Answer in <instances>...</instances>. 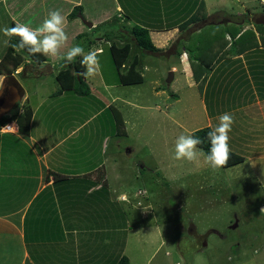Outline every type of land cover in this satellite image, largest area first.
Listing matches in <instances>:
<instances>
[{
    "label": "crops",
    "instance_id": "obj_1",
    "mask_svg": "<svg viewBox=\"0 0 264 264\" xmlns=\"http://www.w3.org/2000/svg\"><path fill=\"white\" fill-rule=\"evenodd\" d=\"M218 6L211 0H0V29L15 23H26L35 28L49 11L59 9L66 17L69 41L88 38L83 31L85 26L90 34L97 30L100 36L94 38L96 44L87 45L88 50H96L98 55L103 53L101 46L104 44L121 47L127 43L131 46L119 70L123 75L134 60L137 61L136 71L141 66L139 51L131 37L134 26L146 28L150 39L155 35L170 37L176 33L177 39L185 41L192 35L199 36L203 28L205 43L196 40L198 45L193 55L185 48L179 50L172 46L169 49L173 42L170 38L166 44L152 42L157 52L143 53L163 61L170 57L174 59L172 63H166L168 71L173 73L171 82L178 71V75L186 79L191 98L195 99L192 109L195 115L191 116L195 121L191 131L205 127L212 129L225 112L234 116L229 145L231 152L243 161L222 169H242L244 175L258 180L264 194V41L259 37L255 20L236 23L232 16L237 14L215 9ZM76 7L80 11L68 21L67 15ZM80 17L89 22L91 28ZM235 31L237 34L233 36ZM247 31L253 32L254 37L249 34L247 41L240 44L238 37ZM107 36L112 37L106 41ZM8 39L0 31V66L9 47V43L5 44ZM171 49L173 52L164 56V52ZM25 58L15 69L11 63H5L10 73L7 75L4 71L7 69H0L1 84L5 77L15 78V75L45 80L46 75H36L25 68L27 65L32 67L33 63L32 69L36 70L45 62L35 64ZM149 64L153 66V62ZM120 86L119 81L116 84L101 81L100 89L103 88L101 91L105 94L100 98L92 90L87 96L60 92L57 85L33 107L23 91L22 97L25 103L28 102L25 105L32 112L28 136L19 134L14 123L8 125L6 131L0 129V264L112 263L115 257L108 245L114 234L109 230L119 228V224L125 226L120 222L122 209L143 206L141 201L124 203L120 200L125 193L122 190L124 182L133 172L123 167L124 161L116 158L115 150L121 151L119 141L107 138L117 110L106 98L110 97L112 104L119 101L113 90ZM153 90L151 98L155 109L159 105L154 100L164 92L156 86ZM123 103L136 107L131 100L124 99ZM107 109L111 110V116ZM21 110L22 106L18 113ZM90 114L92 119L104 115L103 123L90 126L91 119L83 137L75 138L79 130L75 127L76 120L83 115L87 119ZM94 137L100 138L94 141ZM126 152L131 151L127 148ZM112 156L115 160L108 161ZM110 164L120 171L113 175ZM137 167H140L138 162ZM122 169L126 172L123 175ZM261 207L264 209V203ZM248 262L251 260L244 258V263ZM256 263L264 264V253Z\"/></svg>",
    "mask_w": 264,
    "mask_h": 264
},
{
    "label": "rangeland",
    "instance_id": "obj_2",
    "mask_svg": "<svg viewBox=\"0 0 264 264\" xmlns=\"http://www.w3.org/2000/svg\"><path fill=\"white\" fill-rule=\"evenodd\" d=\"M211 1L220 5L215 9H225L231 15L237 14L232 16V21L236 23L247 19L264 23V0ZM202 29L198 33L202 34L201 36L192 35L187 41L177 39L176 33H172L170 37L151 36V40L159 45L161 42L166 44L170 38L173 42L169 49L172 46L179 50L185 48L188 54L193 55L197 50L196 40L205 43V32ZM83 31L88 34V38L68 40L61 48V54L75 44H82L87 52L89 37L92 41L100 37L97 30L90 34L89 29L83 26ZM257 32L261 41H264V30L259 31L257 28ZM101 47L103 53L98 55L100 70L94 77L87 79V84H90L93 93L103 98L104 92L101 91L103 88L100 89V82L104 80L116 84L118 75L109 53V45L104 44ZM143 52L145 51L137 52L140 54L141 66L138 72L142 75V82L128 87L122 85L113 90L114 97L119 99L113 104L110 97L106 98L109 105L119 112L120 120L124 124H119L117 128L115 115L111 134L107 138L119 141L121 151L117 153L118 150H115L116 158L124 161L123 167L126 166L127 170L133 172L124 182L122 190L125 193L120 196V200L124 203L143 202V206H127L122 209L124 212H119L122 217L120 222L125 226L119 224V228L109 230L110 234H114L111 245H108L115 257L111 264L121 256H126L129 264H245L244 258L251 260L248 264H257L256 261L260 256L262 259L264 253V213L261 211L264 194L258 180L244 175L242 169H212L205 162V155H201L197 162L173 159L176 138L195 131L190 130L195 121L191 119V116L195 115V110H192L195 107V99L191 98L192 92L185 83L186 79L179 76L178 71L174 73L173 82L166 83L170 72L166 63H172V57L163 61ZM172 52V49L164 52V56ZM80 59L79 57L73 61L76 66L80 64ZM130 59L131 55L128 61ZM45 60V64L36 70L32 69L35 66L25 67L27 72L46 75L43 82L40 78L24 79L15 75L24 91V97L29 98L32 107L48 91L57 85L60 87L54 76L65 67L62 66L63 61L51 56H46ZM150 62H153V66ZM177 66L180 69V66ZM154 86L164 92L154 100L159 105L155 109L151 98ZM124 99L131 100L136 107L126 105L123 103ZM25 104L28 102L25 103L22 97L12 111L19 110ZM0 110L6 111L4 108ZM106 111L108 116L112 115L110 109ZM79 117L81 118L75 122V127L79 129L75 138L83 137L84 130L92 119L91 114L87 119L85 115ZM103 118L104 115L93 118L90 126L103 123ZM99 138L94 137L93 140ZM127 148L131 152H126ZM113 160L115 156L110 157L108 161ZM137 162L140 164L139 168ZM110 165L113 175L120 171L116 165ZM121 173L123 175L126 172L122 169ZM139 191L145 194L138 195ZM195 233L208 234L206 247L200 252L194 247V236L191 234ZM204 242L203 238H199L197 244L201 247Z\"/></svg>",
    "mask_w": 264,
    "mask_h": 264
},
{
    "label": "clouds",
    "instance_id": "obj_3",
    "mask_svg": "<svg viewBox=\"0 0 264 264\" xmlns=\"http://www.w3.org/2000/svg\"><path fill=\"white\" fill-rule=\"evenodd\" d=\"M65 26L66 17L62 15L59 9H56L49 11L47 17L35 28L26 23H15L14 26H6L0 31L3 32L5 37L9 38L5 40V44H8L12 37H18L19 42L13 44L12 47L16 51L26 50L30 56L42 54L57 57L63 61L62 66L71 64L77 57H80V64L85 71L79 73V75L86 80L94 77L100 70V61L96 50L90 49L85 52L82 44H75L61 54V48L64 47L69 39ZM21 100L22 97L18 102ZM15 106H12L11 109L13 110ZM233 124L234 116L225 112L219 116L218 124L207 132V141L210 146L205 156V162L212 169H219L227 165L231 153L229 133ZM203 143L204 140L194 134L179 135L175 140L173 159L197 162L199 157L204 155L202 149L198 148ZM143 194L145 192L138 195ZM261 211L264 213V209Z\"/></svg>",
    "mask_w": 264,
    "mask_h": 264
},
{
    "label": "trees",
    "instance_id": "obj_4",
    "mask_svg": "<svg viewBox=\"0 0 264 264\" xmlns=\"http://www.w3.org/2000/svg\"><path fill=\"white\" fill-rule=\"evenodd\" d=\"M80 11L79 7L74 8L68 15H67V20L71 21L73 18H75L77 16V13ZM264 25V24H262ZM14 26V25H12ZM258 28L259 31L264 30V26H260L259 23H257L256 25V29ZM253 32L251 31H247L244 32L243 34H241L238 37V41L239 43H243L247 41L246 36L247 35H252L254 37V34H251ZM237 34V31L234 32L233 36ZM131 37L134 40L135 43V48L139 51H147V52H157L158 49L155 48V46L153 45L150 36H149V32L146 28L140 27L138 25L134 26L131 30ZM111 37L107 36V40L110 39ZM19 42V38L18 37H12L10 39L9 42V47L7 48L4 57H3V61L1 63L0 69H7L4 70L6 73H8L7 75H9L10 70H8L9 68L6 66V62L7 63H11L12 69H15L16 67H18L19 65H21V63L23 62L22 59V55L24 54L26 60L30 59L33 60L35 64H40L42 62H45V57L42 54H37L34 56H30L26 50H21L20 52L23 53L21 55H19L16 50L12 47L13 44H17ZM97 42L95 41V39L92 41L89 40L87 45H91V44H96ZM130 49L131 46L129 44H125L121 47H117L114 44H111L109 47V53L110 56H112V62L114 65V68L116 70V73L118 74V81L119 84L121 85H131L137 82H141L140 80H142L140 73L138 71H136V65H137V61L134 60L126 74L121 75L119 73V70L121 68V65L123 64V62L126 60V58L128 57L129 53H130ZM79 58V57H78ZM77 59V58H76ZM75 59V60H76ZM80 63V62H79ZM32 66H35L33 63H31ZM84 72V68L81 66V64H79L78 66H76V63L73 62L63 68H61L58 73L55 75V78L57 80V82L60 85V92L62 91H71L73 93H75L78 96H87L90 94L91 92V88L89 86V84H87L86 80L84 79V77L80 76L79 73ZM22 74V72L20 73V75ZM12 76H8L5 77V80H9ZM202 86V84L200 85ZM4 101V98H2L1 103ZM16 104H14L13 106H15ZM18 109H15V111H12V109L10 110H0V129L2 127L7 126L10 123H14L17 127V131L19 134H21L23 137H27L28 136V127H29V123H30V119L32 117V112L30 107L24 105L22 106V110L21 113H18ZM115 115L117 116L116 120H115V124L118 128L119 124L120 126L123 125L122 121L120 120L118 111H114ZM211 130L209 127H205V128H201L198 129L196 131H193L191 134H194L195 136L200 137L202 140H204V143L199 145L198 148L202 149L204 155L206 156V154L208 153V149H209V142L207 141V132ZM243 161V159L238 156L233 154L232 152L230 153V158L227 162V165H225L224 167H230L233 165H237L239 163H241ZM113 264H129L128 258L126 256H121L119 258H117V260L115 261V263Z\"/></svg>",
    "mask_w": 264,
    "mask_h": 264
},
{
    "label": "water",
    "instance_id": "obj_5",
    "mask_svg": "<svg viewBox=\"0 0 264 264\" xmlns=\"http://www.w3.org/2000/svg\"><path fill=\"white\" fill-rule=\"evenodd\" d=\"M80 19L87 27L91 28V24L89 22L84 21L81 17ZM172 78H173V73L169 72L166 83L170 84ZM22 95H23V89L21 88L19 83L15 80V78L11 77L9 80H4L0 88V108H4L5 110L11 109L12 106L21 99ZM2 98H4V101L1 103Z\"/></svg>",
    "mask_w": 264,
    "mask_h": 264
},
{
    "label": "flooded vegetation",
    "instance_id": "obj_6",
    "mask_svg": "<svg viewBox=\"0 0 264 264\" xmlns=\"http://www.w3.org/2000/svg\"><path fill=\"white\" fill-rule=\"evenodd\" d=\"M191 232L193 233V229L191 230ZM191 235L194 236V241H195L194 247L196 248V251L200 252L202 250V248L206 247V245H204V246L200 245L201 247H199V245L197 244V241L199 240V238H203L204 241H205L204 243L206 244V241H207V238H208V234L198 235L197 233H195V234H191Z\"/></svg>",
    "mask_w": 264,
    "mask_h": 264
},
{
    "label": "built area",
    "instance_id": "obj_7",
    "mask_svg": "<svg viewBox=\"0 0 264 264\" xmlns=\"http://www.w3.org/2000/svg\"><path fill=\"white\" fill-rule=\"evenodd\" d=\"M6 127H7V126L3 127V128H4V130H3V131H6V130H8V128H6ZM3 128H2V129H3ZM141 193H142V192H140V191L138 192V194H141Z\"/></svg>",
    "mask_w": 264,
    "mask_h": 264
}]
</instances>
